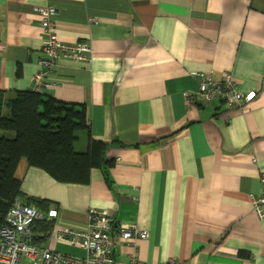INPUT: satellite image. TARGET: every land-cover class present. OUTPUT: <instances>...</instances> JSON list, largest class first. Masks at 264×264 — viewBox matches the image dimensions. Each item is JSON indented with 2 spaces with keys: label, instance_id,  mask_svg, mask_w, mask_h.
<instances>
[{
  "label": "crops",
  "instance_id": "obj_1",
  "mask_svg": "<svg viewBox=\"0 0 264 264\" xmlns=\"http://www.w3.org/2000/svg\"><path fill=\"white\" fill-rule=\"evenodd\" d=\"M48 7L57 37L87 43L89 62L58 58L42 70ZM40 72L50 86L35 91ZM196 73L230 75L256 97L229 109L186 101ZM32 90L84 106L89 130L75 150L91 138L113 162L108 182L92 169L90 183L76 185L20 160L24 196L57 211L45 236L33 225L36 246L84 258L54 229L86 230L93 209L112 221L114 264H264V219L250 200L264 191V0H0V92L5 101ZM129 224L147 238L122 243L118 229Z\"/></svg>",
  "mask_w": 264,
  "mask_h": 264
},
{
  "label": "trees",
  "instance_id": "obj_2",
  "mask_svg": "<svg viewBox=\"0 0 264 264\" xmlns=\"http://www.w3.org/2000/svg\"><path fill=\"white\" fill-rule=\"evenodd\" d=\"M87 130L82 105L63 103L33 90L16 92L5 101L0 97V229L17 200L44 212L49 208V202L22 193V181L15 176L22 159L61 184L88 185L92 169L101 170L108 182L107 172L113 165L106 160L108 145L89 138L84 152L75 150L77 133ZM36 226L42 236L52 228L47 221Z\"/></svg>",
  "mask_w": 264,
  "mask_h": 264
},
{
  "label": "built area",
  "instance_id": "obj_3",
  "mask_svg": "<svg viewBox=\"0 0 264 264\" xmlns=\"http://www.w3.org/2000/svg\"><path fill=\"white\" fill-rule=\"evenodd\" d=\"M44 19L41 22L43 33L44 59L41 61L42 70H50L58 58L72 61L89 62L91 48L87 43L74 46L64 44L53 31L51 19L55 9L48 7L40 10ZM43 73L34 78L35 91H41L50 84L42 81ZM198 82L195 94L184 92V100L197 97L202 103L222 100L226 108H242L256 97L254 91L242 92L236 88L230 75L223 80L215 81L208 74L196 73L193 76ZM260 183L264 190V172L260 174ZM252 209L259 220L264 219V191L260 196H250ZM57 217L56 210L43 212L34 205L17 200L7 212L4 224L0 229V264H114L112 260L115 242L112 239V221L104 211L91 209L88 215L86 230L80 231L70 228H55L54 236L58 243L75 247L86 253L84 258L70 257L58 252L41 249L32 240L34 224L42 221L50 222ZM118 239L131 245L135 239L144 240L147 234L137 229L135 224L126 228H119ZM124 264H142L137 258L129 257ZM166 264H176L170 261Z\"/></svg>",
  "mask_w": 264,
  "mask_h": 264
},
{
  "label": "rangeland",
  "instance_id": "obj_4",
  "mask_svg": "<svg viewBox=\"0 0 264 264\" xmlns=\"http://www.w3.org/2000/svg\"><path fill=\"white\" fill-rule=\"evenodd\" d=\"M1 96H2V98H3V94H2V92H0V97H1ZM5 112H6V110H5ZM78 133H79V132H78ZM78 133H77V134H78Z\"/></svg>",
  "mask_w": 264,
  "mask_h": 264
}]
</instances>
